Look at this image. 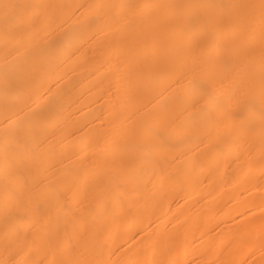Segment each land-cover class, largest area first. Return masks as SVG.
<instances>
[{"label":"bare ground","instance_id":"1","mask_svg":"<svg viewBox=\"0 0 264 264\" xmlns=\"http://www.w3.org/2000/svg\"><path fill=\"white\" fill-rule=\"evenodd\" d=\"M0 264H264V0H0Z\"/></svg>","mask_w":264,"mask_h":264}]
</instances>
